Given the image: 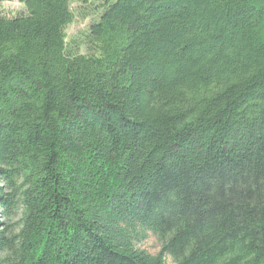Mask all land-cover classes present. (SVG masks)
Listing matches in <instances>:
<instances>
[{"label": "trees", "instance_id": "1", "mask_svg": "<svg viewBox=\"0 0 264 264\" xmlns=\"http://www.w3.org/2000/svg\"><path fill=\"white\" fill-rule=\"evenodd\" d=\"M17 1L0 264H264V0Z\"/></svg>", "mask_w": 264, "mask_h": 264}, {"label": "rangeland", "instance_id": "2", "mask_svg": "<svg viewBox=\"0 0 264 264\" xmlns=\"http://www.w3.org/2000/svg\"><path fill=\"white\" fill-rule=\"evenodd\" d=\"M104 0H90L88 6H80L74 1L71 2V10L74 13L73 22L67 27V41H76L81 43L90 23L92 22V11L100 7ZM24 11V7L17 0H3L0 2V13L9 17L16 16ZM80 54H85V47L81 46ZM139 249L146 251L151 255H156L160 251L157 241L150 237L139 245ZM171 261L168 259L167 263Z\"/></svg>", "mask_w": 264, "mask_h": 264}]
</instances>
